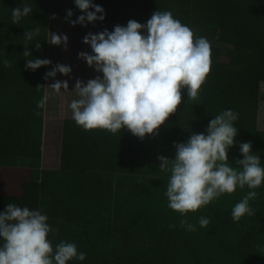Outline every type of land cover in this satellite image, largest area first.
Here are the masks:
<instances>
[{"label":"trees","instance_id":"obj_1","mask_svg":"<svg viewBox=\"0 0 264 264\" xmlns=\"http://www.w3.org/2000/svg\"><path fill=\"white\" fill-rule=\"evenodd\" d=\"M95 57L116 66L105 112ZM261 84L264 0L0 6V224L27 227L0 264H264Z\"/></svg>","mask_w":264,"mask_h":264},{"label":"rangeland","instance_id":"obj_2","mask_svg":"<svg viewBox=\"0 0 264 264\" xmlns=\"http://www.w3.org/2000/svg\"><path fill=\"white\" fill-rule=\"evenodd\" d=\"M1 7H4L8 5L10 2H17V0H0ZM14 22H17L16 19L13 20ZM54 23L52 20H50V31H54L57 35H62V38L59 40L65 43V46L67 44L73 45L77 43H81L82 41L85 40V36H82L80 34L74 33L73 29L61 24H52ZM76 42V43H75ZM88 43H90L91 47L94 49L98 48L99 43L97 44L96 41L89 40ZM218 45V44H216ZM223 53L225 52V49L222 48L221 50ZM100 58V57H99ZM87 58L82 57V62H86ZM101 61V62H100ZM100 61H98V58L95 57L94 62L97 66L94 67L93 70L90 69V74H87L88 76H91V83L92 87L91 89L96 90L95 92L97 93L95 95V108L92 109V111H98L100 110L101 112H105V108L109 107V102L115 97L116 95V80L114 78V70L116 69V66L113 64V62H109V59H102L100 58ZM93 62V61H92ZM237 68V67H236ZM235 68V69H236ZM63 72H52L49 71L47 76V88H48V97L46 100V113L50 114L51 111H53V103L54 99L56 97H50L51 95L53 96L57 90H59L62 87L63 82H65V79L63 78L64 76L62 75ZM72 78L75 76L73 73ZM89 86H86V88H90ZM98 90V91H97ZM92 91V90H88ZM94 92V91H93ZM51 99V100H50ZM60 109H64L60 107ZM57 110V109H56ZM56 114V113H55ZM58 115L64 116L65 113H58ZM259 119L260 123L264 124V84H261L260 86V100H259ZM259 127V126H257ZM216 134H219L215 128H213ZM259 129V128H258ZM215 138L214 136H211L208 143H214ZM19 165V164H18ZM24 167H27V163L23 164ZM11 222V221H9ZM19 224H22V222L19 220ZM3 224V223H2ZM0 224V241H7L12 239L13 235L17 232H24L27 227H2ZM7 245V244H6ZM5 248L1 247V251L5 252Z\"/></svg>","mask_w":264,"mask_h":264},{"label":"crops","instance_id":"obj_3","mask_svg":"<svg viewBox=\"0 0 264 264\" xmlns=\"http://www.w3.org/2000/svg\"><path fill=\"white\" fill-rule=\"evenodd\" d=\"M25 163H27V165H28V162H25Z\"/></svg>","mask_w":264,"mask_h":264}]
</instances>
